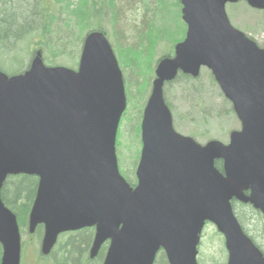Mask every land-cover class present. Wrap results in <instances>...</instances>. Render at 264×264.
Listing matches in <instances>:
<instances>
[{"label": "water", "instance_id": "1", "mask_svg": "<svg viewBox=\"0 0 264 264\" xmlns=\"http://www.w3.org/2000/svg\"><path fill=\"white\" fill-rule=\"evenodd\" d=\"M241 1L264 11V0H181L187 33L156 68L135 187L120 173L117 138L128 99L103 32L86 37L77 71L47 67L40 53L23 74L0 70L1 264H22L18 219L2 199L8 178L19 175L39 178L29 233L44 227V256L62 235L95 229L90 258L109 243L103 264H156L162 252L169 264H199L212 224L227 264H264L233 208L237 201L264 216V49L229 19L227 5ZM202 69L241 123L228 144L201 145L174 128L165 87L179 74L199 78Z\"/></svg>", "mask_w": 264, "mask_h": 264}, {"label": "trees", "instance_id": "2", "mask_svg": "<svg viewBox=\"0 0 264 264\" xmlns=\"http://www.w3.org/2000/svg\"><path fill=\"white\" fill-rule=\"evenodd\" d=\"M1 1L2 0H0V2ZM142 1L146 6H149V0ZM157 1L158 6L154 8L151 13L150 11L148 12V32H144V30L141 32L140 28L135 25V23H131L132 25L127 27L130 38L128 37L127 40L124 39V41H122L123 44H121L119 38L115 37L117 42L115 41L114 49L124 72L127 85L128 108L130 103H133V97L139 100L138 96H141V98L144 96V93L147 92L150 85L151 78H155V66L150 67L151 72L148 71L149 64L147 63V58L151 56L149 54L150 51L155 48L158 43L171 40V52L167 54L164 52L160 60L166 57H173L176 46L185 39L187 26L182 19L181 0L178 7L179 15L177 18L180 22L178 28H168L169 25H163V10H159V8L160 5L166 3L168 0ZM121 4H126V0H51L49 4H46L45 0H5L1 3L0 7V50L4 52L5 58L10 59L14 64L17 63L20 69H18V71H11L12 69L4 71L1 67L2 71L9 76L23 74L28 64H26L25 61L19 60V55H22L23 58L26 57V55L32 57L33 48L35 46L43 53L46 65L56 66L57 64L54 63L55 59L63 57V50L67 48V43H74L82 47L84 43V33L87 31L91 32L98 30L103 31L107 35L108 31H105L104 25L106 21L113 23V25L117 24L119 14L118 7ZM140 10L141 7L139 5L137 12ZM171 23H174V20ZM174 29L177 31L176 34L172 31ZM180 33H183V37L176 36L177 39H175L174 35H179ZM22 44L25 46L21 47ZM165 46H167V44ZM23 54H25V56ZM51 58L54 60H51ZM158 62L159 61H157V63ZM129 69H131L137 77L141 78L139 86H137L138 96L137 94H131L129 91L128 79L126 78ZM149 75H152L150 79ZM199 78L194 79L190 76L181 74L177 77L176 81L169 84V86L171 87L173 84L181 81L193 82L197 86ZM211 78L213 84H217L212 74ZM147 96L148 94L146 95V99L148 100ZM147 100L143 105V109L146 106ZM166 102L172 111V106L167 99ZM143 109H141V119L143 118ZM232 112L233 115L237 117L233 109ZM124 116H126V113ZM138 128H140V122ZM216 167L220 171H223V162L217 161ZM122 174L132 187L136 186L137 179L135 174L133 175L134 178L127 173H125L126 175H124V173ZM38 186V177L27 175L11 176L8 178L2 191V199L5 205L18 219L22 235L24 259L31 249V242H25L23 236L27 234L30 238L38 237L43 239L44 235L43 226L38 227L35 235L29 233V217L37 196ZM235 203L238 202H233L234 209ZM244 206L256 211L251 205ZM236 215L244 232L250 236L244 226V218L239 216L238 213ZM25 230H27L26 233ZM94 234V229H85L80 232L62 235L58 245L49 257H45L42 254L41 248L35 246L33 250L37 258L35 264H42L45 263V261L51 264H103L107 247L102 249L96 260L92 261L89 257V250L94 239ZM2 254L3 249L0 244V264ZM156 264H169L164 252L159 254Z\"/></svg>", "mask_w": 264, "mask_h": 264}, {"label": "rangeland", "instance_id": "3", "mask_svg": "<svg viewBox=\"0 0 264 264\" xmlns=\"http://www.w3.org/2000/svg\"><path fill=\"white\" fill-rule=\"evenodd\" d=\"M5 0H2L1 3ZM51 0H45L46 4H49ZM179 2L180 0H168L166 3L160 5L159 10H163V25L168 28H178L180 22L178 21L179 15ZM141 7V10L137 12V8ZM149 6H146L142 0H126V4H121L118 7V22L116 25L106 21L105 31H108L107 37L111 44L130 38V34L127 31V27L135 23L141 32H148V12H152L154 8L158 6L157 0H149ZM147 7V8H146ZM148 9V10H147ZM227 12L232 24L244 32L250 39L255 41L261 48L264 49V11L254 9L247 3H237L235 5H228ZM174 20V23H171ZM176 34V29L172 30ZM89 31L84 33V37ZM79 34V33H78ZM183 37V33L174 35ZM68 37V36H67ZM115 38V39H114ZM168 40V39H167ZM116 41V42H115ZM171 40L167 42L162 41L150 51V55L147 58L148 71L151 72L150 67L157 65V61L163 57L164 52L169 53L172 50ZM167 44V46H165ZM25 45H21L24 47ZM67 53L70 54L75 64L77 63L80 45L70 44L68 46ZM32 49V48H31ZM39 50L36 46L33 48V53ZM115 50V49H114ZM116 52V51H115ZM25 56V54H23ZM31 56L26 55L23 58L19 55V60L26 59L27 63L31 61ZM51 60H54L51 58ZM56 66H64L68 68L75 67L73 62H70L68 58L55 59ZM52 66V65H47ZM0 67L4 71H18L20 66L16 63H12L10 60H5V54L0 50ZM154 67V70H155ZM10 71V72H11ZM124 73V72H123ZM149 74V73H148ZM155 74V71H154ZM152 75H149V79ZM128 79V87L131 94H137V86L141 81V78L137 77L131 69L126 75ZM125 79V75H124ZM138 81V83H137ZM150 85L147 92L139 100L133 97V103L130 106L122 120L121 129L119 132L117 153L119 154L121 162V171L126 175H136L137 162L139 161L141 151V135L139 122L141 124V109L145 104L146 95L149 97L152 89L154 78L150 80ZM196 86L193 82L181 81L173 84L171 87L168 85L165 88V96L168 102L172 106L175 129L178 133L192 137L199 144L205 145L212 140H218L224 144L229 143V136L233 131H239L241 128L240 121L233 115L232 105L225 99L217 84H213L211 73L208 70H203L199 81ZM126 85V82H125ZM127 88V85H126ZM135 106H134V105ZM193 134V135H192ZM134 178V177H133ZM135 180V179H133ZM235 213L244 218V226L247 229L248 234L253 238L256 244L264 249V218L260 212L246 208L243 204L235 203ZM27 230H25V233ZM25 242L30 241V251L23 257L22 264H35L37 261L34 247L41 248L42 238H30L27 234L23 236ZM64 241V240H63ZM228 260V254L225 248L224 238L217 231L214 225H207L204 230L203 239L200 247L199 264H226ZM42 264H51L48 261Z\"/></svg>", "mask_w": 264, "mask_h": 264}, {"label": "flooded vegetation", "instance_id": "4", "mask_svg": "<svg viewBox=\"0 0 264 264\" xmlns=\"http://www.w3.org/2000/svg\"><path fill=\"white\" fill-rule=\"evenodd\" d=\"M70 44L69 43H67V45H66V47L67 48H65L64 50H63V57L62 58H68L69 59V61L70 62H73L74 63V65H75V67H73V68H71V69H73V70H76L77 68H79V62H80V58H81V54H82V47H81V49H80V51H79V54H77L78 56H79V59H78V61H77V63L75 64V60H73L72 59V57L70 56V54H68L67 53V51H68V46H69ZM39 54V53H38ZM43 58H44V56H43ZM5 60L6 61H9L10 59H8V58H5ZM22 61H25V63L26 64H28L27 66L28 67H26V69L25 70H28L29 68H30V66H31V63H32V61H33V59L31 58V61L29 62V63H27V61H26V59H24V60H22ZM140 135H141V132H140ZM142 149H143V144H142V137H141V151H140V157H139V161H138V166H139V163H140V161H141V156H142ZM136 172H137V168H136ZM135 177H136V179H137V176L135 175ZM138 182V181H137ZM83 231V230H82ZM94 231H95V234H96V230L94 229ZM80 232V231H79ZM74 233H76V232H74ZM67 234H71V233H67ZM67 234H64V235H67ZM95 234H94V239H95ZM63 235V236H64ZM62 237V236H61ZM60 237V238H61ZM94 239H93V242H92V245H91V248H90V250H89V254H90V252H91V249H92V246H93V243H94ZM60 240V239H59ZM257 245V244H256ZM104 247H107V251H108V248H109V243H107ZM103 247V248H104ZM257 247L263 252V254H264V249L262 248V247H260V246H258L257 245ZM102 248V249H103ZM102 251V250H101ZM101 251H100V253H101ZM107 251H106V254H107ZM100 253H99V255H100ZM98 255V256H99ZM89 257H90V255H89ZM105 257H106V255H105ZM98 258V257H97ZM96 258V259H97ZM91 259V258H90ZM96 259H94V260H96ZM92 260V259H91ZM94 260H92V261H94ZM105 260V259H104ZM104 263V262H103Z\"/></svg>", "mask_w": 264, "mask_h": 264}]
</instances>
